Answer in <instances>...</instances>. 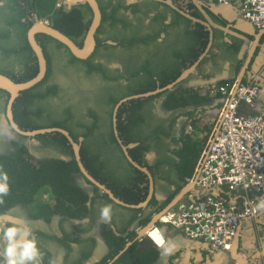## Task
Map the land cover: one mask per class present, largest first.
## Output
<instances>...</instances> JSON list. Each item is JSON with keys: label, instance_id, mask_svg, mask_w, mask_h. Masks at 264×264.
Instances as JSON below:
<instances>
[{"label": "flooded vegetation", "instance_id": "obj_1", "mask_svg": "<svg viewBox=\"0 0 264 264\" xmlns=\"http://www.w3.org/2000/svg\"><path fill=\"white\" fill-rule=\"evenodd\" d=\"M95 1L100 20L88 55L77 56L63 41L35 33L46 70L42 79L19 92L11 114L22 130H67L80 146L86 170L117 200L84 175L64 133L19 132L7 113L10 93L0 88V170L10 173L7 167H19L21 157L36 169L60 160L68 164L60 173L69 192L61 199L44 189L30 203L11 201L7 194L0 202V223L30 226L42 264H212L216 253L231 258L229 249L190 238L175 239L179 246L162 255L144 232L191 182L188 191L194 193L197 170L184 183L177 165L188 137L202 139L207 149L218 128L201 110L206 98L219 95L208 87L220 82L208 80L226 64L235 74L248 61L259 78L249 81L260 89L264 85V33L251 50L255 37L242 27L239 3H232L235 13L225 7L224 16L221 5L226 4L211 0ZM48 4L0 0V72L15 82L38 73L28 41L37 21L56 27L78 48L86 43L94 17L90 3L54 0L51 11L42 13ZM106 204L112 205L110 221L100 217ZM241 223L255 234L248 239L264 238V211ZM194 243L204 250H196Z\"/></svg>", "mask_w": 264, "mask_h": 264}, {"label": "built area", "instance_id": "obj_2", "mask_svg": "<svg viewBox=\"0 0 264 264\" xmlns=\"http://www.w3.org/2000/svg\"><path fill=\"white\" fill-rule=\"evenodd\" d=\"M211 1L239 3L243 17L255 27L264 28V0ZM208 90L221 94L225 104L219 127L195 176L198 194L188 191L158 217L157 224L167 223L189 238L229 249L241 221L254 216L256 202L264 198V115L239 112V106L252 104L260 91L254 81L239 83L233 96L226 84H212ZM222 187L240 190L241 200L236 203L207 192Z\"/></svg>", "mask_w": 264, "mask_h": 264}, {"label": "water", "instance_id": "obj_3", "mask_svg": "<svg viewBox=\"0 0 264 264\" xmlns=\"http://www.w3.org/2000/svg\"><path fill=\"white\" fill-rule=\"evenodd\" d=\"M73 1V0H70ZM90 3V5L93 8L94 11V17L87 35V40L86 43L84 45L83 48H78L65 34H63L60 30H58L56 27H53L45 22H41V21H37L29 30L28 32V41L33 49V51L35 52V55L37 57L38 63H39V69H38V73L32 77L29 80L26 81H22V82H15L13 81L9 76H7L4 73L0 72V88L4 89L6 91H8L10 93V97L7 103V113H8V117L11 120L12 125L22 134H26V135H34L36 133H41V132H46V131H54V130H58L61 131L62 133H64L68 139L70 140V142L72 143V147H73V152H74V156L76 161L78 162V165L81 169V171L84 173V175L89 178L91 181H93L94 183H96L97 185H99L101 188H103L105 191L108 192V194L114 198L115 200H117V198L115 196H113L112 192L106 188L104 185H102L101 183H99L97 180H95L90 174L89 172L86 170L84 164L81 161L80 158V146L77 142L74 141V139L70 136V134L68 133L67 130L63 129V128H59V127H41V128H37V129H33V130H22L19 127H17V125L13 122L12 120V114H11V110H12V104L14 99L16 98V96L19 94L20 91L27 89L29 87H31L32 85H34L35 83H37L40 79H42V77L44 76L45 70H46V60L42 51L41 46L39 45V43L36 40L35 37V33L36 32H44L52 37H55L61 41H63L65 44H67L68 46H70V48L72 49V51L80 57L86 56L90 53V51L92 50L93 47V32L96 28V26L99 23L100 20V11L99 8L97 6V3L95 0H86ZM168 3L171 4V0H166ZM223 6V10L222 13L224 16H226V12L224 11L225 7H227L226 9H228L230 11H233L234 13L236 12V8L233 6L232 3H228L226 5H221ZM201 21V20H200ZM243 28H246L248 30H252L248 32V34H252V36L255 37V40L252 43V48L251 50L254 48L259 36L264 33V28H259L260 31L256 32L257 29L256 27L248 22L246 19H243ZM248 30H245L246 32ZM248 61L244 63V65L241 67V69L239 71H237L234 74V79H236L235 85L232 89L231 92V96L234 95L235 92V88L236 86L242 82V80L244 79V77H247V75H250V80L254 79L256 80V82H259V78L257 79L256 75H257V69L256 66H252L250 69H248ZM220 124V122H219ZM218 124V127H219ZM218 129V128H217ZM201 165V164H200ZM200 168V166H199ZM199 168L197 169V172L199 171ZM193 182H191L189 185H186L181 191H179L164 207L163 209L157 213L156 215H154V217L152 218V220L149 222V224L147 225L149 228L150 226H157V221H158V217L168 208H170L171 206H173L176 202H178L179 200H181L186 193L188 192L189 189L193 188ZM218 189L220 188H211L208 189L207 192H210L216 196H218V192L215 193L213 191H218ZM147 227V228H148ZM238 230V229H237ZM239 239V232H236V235L234 237L235 241H232L231 247H230V251L231 253L235 252V247H236V243L237 240Z\"/></svg>", "mask_w": 264, "mask_h": 264}, {"label": "crops", "instance_id": "obj_4", "mask_svg": "<svg viewBox=\"0 0 264 264\" xmlns=\"http://www.w3.org/2000/svg\"><path fill=\"white\" fill-rule=\"evenodd\" d=\"M249 35V34H248ZM250 36V35H249ZM253 50V49H252ZM231 67L226 64L224 68L220 72L219 75L212 78L211 82H220V84H228L230 85L231 89H233L235 85V79H233L234 73L230 71ZM250 75L244 77L242 82H246L250 80ZM199 82H206V81H199ZM206 103L202 105L201 110L204 111L205 115L203 117H207L210 119L215 120V123H219L221 120L222 109L224 108V97L219 94L217 96H210L206 98ZM240 113H249V112H257L264 115V85L261 86L259 93L257 94L256 98L252 102V104H241L239 106ZM215 193L218 192L219 197L227 198L230 201L238 203L241 200V191L236 190H228L225 187L218 189V191H213ZM194 194H198L195 192ZM157 228H159L166 238L175 239H182L185 241L189 239V237L185 236V234L172 227L167 223H158ZM237 232H239V239L237 240L235 252L231 253V258H228V255L225 253H216L214 255V260L211 262L212 264H264V238L254 239L253 237L255 234L250 229V225H240L237 228ZM251 230V231H250ZM253 239H248L251 236ZM192 239V238H190ZM233 241H235L233 239ZM195 244V245H194ZM196 250H204L203 247H200L199 244L194 243ZM230 249V248H229ZM231 260V261H230Z\"/></svg>", "mask_w": 264, "mask_h": 264}, {"label": "trees", "instance_id": "obj_5", "mask_svg": "<svg viewBox=\"0 0 264 264\" xmlns=\"http://www.w3.org/2000/svg\"><path fill=\"white\" fill-rule=\"evenodd\" d=\"M53 2L54 0H49L48 6L44 8L45 10L42 13H49ZM201 140L202 139L199 138L192 140L190 137L186 139V143L180 154L181 160L177 165L181 180H184V178L186 179L187 177H192L196 173V170L199 167L200 157L206 149V147L205 149L202 148L203 143H201ZM17 156H19V154H17ZM5 158L6 157L3 158V161L10 159ZM22 159L23 158L21 157L18 161L20 163L19 167H7L12 168L10 173L7 171L9 176L8 196L11 198V201L21 199L26 203H30L33 194L40 193L44 189H51L52 192L61 199L69 197V192L65 191L67 185L64 184L63 175L60 173L61 169H63L61 166L64 164V166H67V163L60 160H53L54 164H48L49 162H45L41 167L36 169L32 168L29 164H26V162L23 163ZM71 164L76 168L74 162H71ZM184 183H186L185 180ZM181 186H179V188Z\"/></svg>", "mask_w": 264, "mask_h": 264}, {"label": "clouds", "instance_id": "obj_6", "mask_svg": "<svg viewBox=\"0 0 264 264\" xmlns=\"http://www.w3.org/2000/svg\"><path fill=\"white\" fill-rule=\"evenodd\" d=\"M8 192V173L0 170V202ZM253 210L264 211V198L256 202ZM111 216L112 205H103L100 209V217L105 221H110ZM166 219V217H161V220ZM144 235L149 237L158 248H161L162 255L171 254L179 246L177 241L166 238L155 225L146 229ZM42 258L43 253L30 226L0 223V264H42Z\"/></svg>", "mask_w": 264, "mask_h": 264}]
</instances>
